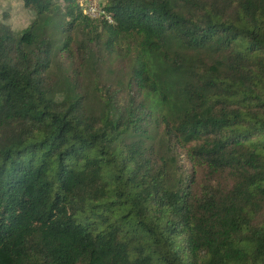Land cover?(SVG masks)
Segmentation results:
<instances>
[{
  "label": "trees",
  "instance_id": "trees-1",
  "mask_svg": "<svg viewBox=\"0 0 264 264\" xmlns=\"http://www.w3.org/2000/svg\"><path fill=\"white\" fill-rule=\"evenodd\" d=\"M61 1L0 21V264H264V0ZM78 31L135 41L100 112L51 73Z\"/></svg>",
  "mask_w": 264,
  "mask_h": 264
},
{
  "label": "rangeland",
  "instance_id": "rangeland-1",
  "mask_svg": "<svg viewBox=\"0 0 264 264\" xmlns=\"http://www.w3.org/2000/svg\"><path fill=\"white\" fill-rule=\"evenodd\" d=\"M59 5H63L61 0L55 6ZM33 15L32 10L23 5L22 0H0V21L8 23L16 33L31 23ZM44 19L45 30L53 35L56 15L41 19L38 28ZM59 35L61 40L58 44L64 40L65 34ZM71 39L68 47L55 48L52 57L51 73L59 87L58 96L81 94L90 111L100 112L103 105L98 99L95 85L114 87L126 82L131 65V47L135 41L132 38L126 39L110 48L102 41L86 38L81 31L74 32ZM81 42L87 43L84 51L79 46ZM176 161L185 170L193 166L183 152Z\"/></svg>",
  "mask_w": 264,
  "mask_h": 264
},
{
  "label": "built area",
  "instance_id": "built-area-1",
  "mask_svg": "<svg viewBox=\"0 0 264 264\" xmlns=\"http://www.w3.org/2000/svg\"><path fill=\"white\" fill-rule=\"evenodd\" d=\"M104 0H79L81 11L90 18H103L109 22L113 21L112 14L105 9Z\"/></svg>",
  "mask_w": 264,
  "mask_h": 264
}]
</instances>
